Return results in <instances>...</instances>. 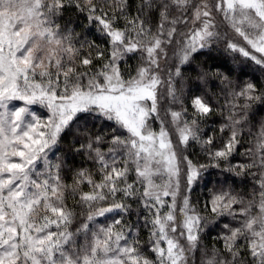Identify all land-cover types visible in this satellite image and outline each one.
<instances>
[{"label": "snow or ice", "instance_id": "obj_1", "mask_svg": "<svg viewBox=\"0 0 264 264\" xmlns=\"http://www.w3.org/2000/svg\"><path fill=\"white\" fill-rule=\"evenodd\" d=\"M69 9L102 43L60 22ZM216 46L264 70V0H0V264H264V121L257 129L251 112L264 90L216 73L218 138L201 128L208 99H192L191 117L184 105V69ZM82 118L110 122L112 134L82 131ZM74 125L72 150L93 167L68 169L69 184L66 158L50 154ZM209 168L231 183L194 203ZM133 203L146 213L144 242L124 220ZM225 220L204 243L209 224Z\"/></svg>", "mask_w": 264, "mask_h": 264}, {"label": "trees", "instance_id": "obj_2", "mask_svg": "<svg viewBox=\"0 0 264 264\" xmlns=\"http://www.w3.org/2000/svg\"><path fill=\"white\" fill-rule=\"evenodd\" d=\"M130 3L134 7L137 3V0H130ZM66 21H71L70 27H74L75 32L79 34L80 38H87L89 41L94 40L96 43H102L100 35L96 32L95 25L89 26L86 18L82 15L74 13L73 10L69 9L60 22L63 24ZM137 63L136 58H130L128 60V66L135 68ZM123 67V65H122ZM185 76L190 77L189 80L185 83L184 87V105L188 108V116L191 117L193 113L192 109V99L195 96H204L209 102L213 105L214 111L211 115L207 117L206 120L201 122V128L203 129L205 137L208 135L215 134L218 138L220 136L219 128L220 125L224 122L222 117L218 114L216 109L221 108L225 104V94L221 91L220 78L216 76V73L226 74L233 81H239L241 84L245 82H252L256 85L258 90H264V70H261L259 66L255 65L253 62L246 60L239 53H231L225 51L223 46H216L211 51L205 49L195 55L191 65L187 66L185 69ZM207 74L205 80L201 81L197 79L198 74ZM13 105L22 106L23 101H13ZM34 110L38 115L46 117L48 115L47 110L41 107L40 105H31L29 106ZM176 107H179L178 105ZM252 112V121L256 123L258 129L259 123L264 121V106L259 105L257 102H253ZM81 130L85 128L96 134H104L110 136L112 134V125L110 122H101L99 121H87L83 118L78 122ZM75 125L73 126V132L65 133L61 139V142L54 149L55 155L50 154V157L54 160L56 155H62L66 158V168H65V177L66 182L71 183L72 180V171L68 169H78L81 167L91 168L93 167L92 161L87 160L83 153L76 154L72 150V145L74 143V134H75ZM245 140L248 139L247 133L248 128H245ZM247 145H245L246 147ZM244 150V147H241L239 152L232 158V163H236L244 159L241 157L240 152ZM190 153L193 154L194 159H199L201 163H207V158L200 154L199 147L197 145H192L189 149ZM225 176H229V183H231V174L223 173L220 169L209 168L207 172V182L198 183L194 190L191 193L192 201L194 203L199 202L201 205L204 202V198L207 195V192L210 188L216 185V181L223 180ZM218 186V185H217ZM234 187L240 191H248L251 187L250 183L244 182L241 183L239 178H236V184ZM84 191H89L87 185L83 186ZM69 207L74 206L75 201L69 199L67 201ZM76 211L79 213L80 209L77 208ZM109 219L104 217H98L97 223L107 224L110 222L113 214H107ZM146 215L142 209L138 208L136 203L132 204V211L127 215L124 220L125 223H131L139 227V236L142 242L146 241L148 238L147 231L143 227V220L140 219L139 224H137L138 217ZM81 217H77L78 222L81 220ZM225 221H221L215 226L209 224L208 230L203 237V242L211 246L215 240L214 237L217 236Z\"/></svg>", "mask_w": 264, "mask_h": 264}]
</instances>
